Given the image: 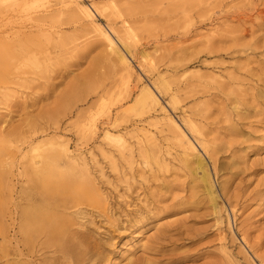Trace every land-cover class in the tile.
<instances>
[{"label":"rangeland","instance_id":"1","mask_svg":"<svg viewBox=\"0 0 264 264\" xmlns=\"http://www.w3.org/2000/svg\"><path fill=\"white\" fill-rule=\"evenodd\" d=\"M80 1L97 7L95 19L105 29L111 24L122 34L126 23L130 72L102 45L84 50L99 38L83 20L63 24L68 13L62 9L52 17L61 31L53 64L60 71L18 89L24 103L0 105V120L16 130L11 141L59 139L85 159L94 191L106 200V217L90 207L72 214L73 231L88 237L89 261L81 264H264V0ZM57 2L35 0L32 9L55 10ZM142 49L155 71L140 57ZM143 84L205 157L218 208L174 151L161 155L168 163L161 170L137 156L134 133L142 127L175 146L153 126L164 122L159 108L142 115L131 108ZM39 109L59 111L43 116V124L32 118ZM115 117L119 128L111 126ZM55 121L58 130L46 128ZM192 125L209 144L210 160ZM107 129L131 147L130 163L111 146ZM6 223L0 215V228ZM139 241L144 246L134 249Z\"/></svg>","mask_w":264,"mask_h":264},{"label":"bare ground","instance_id":"2","mask_svg":"<svg viewBox=\"0 0 264 264\" xmlns=\"http://www.w3.org/2000/svg\"><path fill=\"white\" fill-rule=\"evenodd\" d=\"M33 2L35 0H0V105L6 108L22 105L24 101L18 89L39 86L38 79L48 78L50 73L60 71L53 64L56 59L54 53L61 50L60 47L57 49L55 41L61 31L57 30L52 17L62 9L68 13L63 24H76L83 20L99 38L94 44L86 42L84 50L102 45L115 65L130 72L132 68L127 55H132V48L126 42L129 28L125 22H121L124 33L120 34L111 24H107L108 29H105L96 21L95 14L99 11L93 4L87 6L80 0H58L59 8L49 11L45 7L32 9ZM139 54L145 64L149 63L148 70L155 71L156 65L147 61L148 54L143 49ZM230 79L233 81L235 77ZM53 86L55 83L51 84L50 91H53ZM174 99L171 96V100ZM131 108H137L141 115L159 108L164 122L154 121L153 126L163 135L162 140L173 139L176 146L163 145L157 135L142 127L134 133V137L139 139L137 156L151 158L156 170H161L168 164L161 155H172L174 151L172 157L178 158L191 182L202 188L214 209L218 208L205 157L147 84H143ZM58 111L39 109L32 118L45 124L43 116ZM61 111L65 113V110ZM1 124L0 120V215L3 219L8 217L9 223L0 228V259L5 261L4 264H56L54 260H58L59 264H81L89 261L86 257L89 252L88 237L73 231L75 220L72 214H79V210H89L90 207L106 217L103 210L106 200L94 191L85 159L72 152L70 142L59 139L11 141L16 130ZM29 125L35 126L32 123ZM111 126L121 127L118 117L111 122ZM46 128L55 131L59 126L55 121ZM189 128L198 136L195 137L196 142L210 160L209 144L199 136L197 128L193 125ZM105 133L111 146L116 148L124 161L130 163L131 147H124L121 137L111 139L108 129ZM24 148L30 149L33 154L22 153ZM81 184L84 188H78ZM140 242L134 245V249L144 246ZM40 255L42 259L39 261ZM48 255H52L49 257L53 262L46 259ZM125 258L129 259L128 255Z\"/></svg>","mask_w":264,"mask_h":264}]
</instances>
